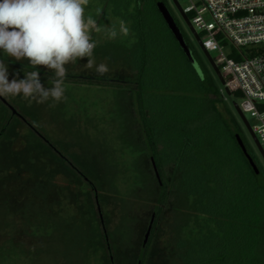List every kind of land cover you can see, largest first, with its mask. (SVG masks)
Returning a JSON list of instances; mask_svg holds the SVG:
<instances>
[{
	"label": "trees",
	"instance_id": "1",
	"mask_svg": "<svg viewBox=\"0 0 264 264\" xmlns=\"http://www.w3.org/2000/svg\"><path fill=\"white\" fill-rule=\"evenodd\" d=\"M159 2L168 6L166 0H89L85 14L102 29L115 26L118 31L121 20L131 29L129 36L118 35L114 40L107 38L106 31L93 32V39L98 36L99 41L94 57L121 61L131 76L67 75L65 80L84 79L112 86L115 91L114 104L103 121L111 124L113 136L87 138L102 151L104 178L120 205L121 216L113 234L103 229L110 263L116 264L109 236L130 246L135 234L134 207L154 203V221L165 213L170 215L179 264H264V173L258 165L260 171L256 172L241 148L236 135L243 136L221 87L203 67L171 12L202 75L197 71L159 10ZM0 60L35 70L2 51ZM39 71L54 78V74ZM232 95L239 97L240 93L233 91ZM65 96L60 113L76 114L78 111L67 109V100L73 95L67 90ZM11 112L61 156L22 114ZM89 114V105L81 104L79 115L87 118L86 123L95 126L98 134H104ZM61 157L91 181L65 155ZM144 247L140 264L148 239ZM0 264L37 263L32 255L9 244L0 247Z\"/></svg>",
	"mask_w": 264,
	"mask_h": 264
},
{
	"label": "rangeland",
	"instance_id": "2",
	"mask_svg": "<svg viewBox=\"0 0 264 264\" xmlns=\"http://www.w3.org/2000/svg\"><path fill=\"white\" fill-rule=\"evenodd\" d=\"M178 1L183 8H187L197 0ZM166 2L203 67L217 85L224 88L173 0ZM225 52H229V47L225 48ZM16 62L30 65L27 60ZM4 63L8 66L9 80L16 72H19V78H24V74L29 72ZM86 63L87 58H84L67 65L68 75L119 79L131 76L130 70L121 61L113 63L95 58L97 65L107 64L109 73L105 76H98L95 68L87 69ZM39 69L54 74L43 67ZM40 78L45 87L52 86L53 78L50 75L40 74ZM83 80L75 78L64 83L65 91L73 95L72 99L67 100V109L78 111L74 115L71 112L60 113L63 102L50 106L53 102L49 100L44 104L33 102L28 106L21 96L6 99L95 184L105 228L110 235L119 224L120 205L109 193L104 178L102 151L99 146L89 143L88 139L93 140L98 136L109 139L113 136L111 124L103 121H106L105 116L112 109L115 91L112 86ZM222 94L264 173V158L233 106L234 101L239 104L241 99ZM85 102L90 107L89 119L94 118L93 123H97L99 129L105 131L104 134H98L96 127L86 123L87 118L79 115V108ZM11 113L10 108L0 100V247L14 244L32 255L37 264H111L90 183L24 120L12 117ZM245 116L250 123H254L249 112ZM154 208V203H140L134 207L135 234L130 246L109 236L116 264H139ZM142 264H179L174 254L168 213L159 221H153Z\"/></svg>",
	"mask_w": 264,
	"mask_h": 264
},
{
	"label": "clouds",
	"instance_id": "3",
	"mask_svg": "<svg viewBox=\"0 0 264 264\" xmlns=\"http://www.w3.org/2000/svg\"><path fill=\"white\" fill-rule=\"evenodd\" d=\"M89 0H0V51L16 61L27 60L33 71L9 80L8 66L0 60V97L21 96L31 106L51 100L55 106L64 100L67 65L87 58L85 67L95 68L98 76L109 73L107 64L95 63L94 50L99 41L93 32L106 31L108 39L127 37L131 29L126 22L104 30L91 16H86ZM100 9H97V15ZM134 42V41H133ZM39 67L51 70V87L41 82ZM264 136V127L257 129Z\"/></svg>",
	"mask_w": 264,
	"mask_h": 264
},
{
	"label": "built area",
	"instance_id": "4",
	"mask_svg": "<svg viewBox=\"0 0 264 264\" xmlns=\"http://www.w3.org/2000/svg\"><path fill=\"white\" fill-rule=\"evenodd\" d=\"M183 9L224 79L221 92L240 93L239 106L253 117L264 150L257 131L264 127V0H197Z\"/></svg>",
	"mask_w": 264,
	"mask_h": 264
},
{
	"label": "water",
	"instance_id": "5",
	"mask_svg": "<svg viewBox=\"0 0 264 264\" xmlns=\"http://www.w3.org/2000/svg\"><path fill=\"white\" fill-rule=\"evenodd\" d=\"M175 6L177 7L179 13L181 14L182 18L184 19L185 23L187 24L188 28L190 29V31L192 32V34L195 36L196 40L198 41L199 45L201 46L204 54L206 55L207 59L209 60L210 64L212 65L215 73L217 74L220 82L223 84L224 83V79L218 69V67L215 65L214 63V60L211 56V54L203 47V44H202V40L201 38L199 37L198 33L196 32L195 28L193 27L189 17L187 16V14L185 13L183 7L180 5L179 1L178 0H173ZM158 7H159V10L161 11L163 17L165 18L166 22L168 23L170 29L172 30V32L175 34V36L177 37L180 45L182 46V48L184 49V51L186 52V54L188 55L190 61L193 63V65L196 67L197 71L202 75V69L198 63V61L196 60V58L194 57L193 53H192V50L190 48V46L187 44V42L185 41V38L182 34V31L180 29V27L177 25L176 21H175V18L173 17L171 11L169 10L168 6L164 3V2H159L158 4ZM227 94L228 95H231V92L227 89ZM0 99L6 103L10 108L11 110L13 111L14 114H17L21 117H23L21 115V113H19L15 107H13L5 97H0ZM233 106L236 110V112L238 113L239 117L241 118L242 122L246 125V127L248 128V130L250 131L253 139H254V142L255 144L257 145V147L259 148V150L263 153V156H264V150L256 136V134L253 132L252 128H251V125L249 124V121L247 119V117L245 116V114L243 113V111L241 110L239 104L237 102H233ZM24 118V117H23ZM236 138L241 146V148L243 149V151L247 154L251 164L253 165L254 169L256 170V172H259V168L256 164V162L254 161V159L252 158V156L250 155V153L248 152V149L242 139V137L240 136V134L237 133L236 135ZM59 152V151H58ZM61 154V156L64 157V155L59 152ZM65 158V157H64ZM88 180V179H86ZM89 181V180H88ZM89 183L91 184L93 190H94V194H95V200H96V204H97V208H98V211H99V216H100V220H101V223L103 225V229L105 231V233L107 232L106 231V228H105V223H104V219H103V215H102V211H101V206H100V202H99V197H98V193H97V189L95 188V186L92 184L91 181H89ZM154 217H155V212L153 213L152 215V219H151V224L148 228V231H147V234L145 236V241H147L148 237H149V234H150V231H151V228H152V223L154 221ZM109 249H110V246L108 245ZM140 264V262H139Z\"/></svg>",
	"mask_w": 264,
	"mask_h": 264
},
{
	"label": "flooded vegetation",
	"instance_id": "6",
	"mask_svg": "<svg viewBox=\"0 0 264 264\" xmlns=\"http://www.w3.org/2000/svg\"><path fill=\"white\" fill-rule=\"evenodd\" d=\"M249 124H250V123H249ZM244 125H245V124H244ZM245 127H246V125H245ZM246 129H247L248 133L250 134L251 138L253 139V137H252V135H251V133H250V131L248 130L247 127H246ZM241 133H242V136H243V139H244L245 145H246V147H247L249 153L253 156V158H254L255 162L257 163V165L259 166V168H261V166L258 164V161L256 160V157H255L253 151L251 150V148H250V146H249V144H248V142H247V139H246L245 134H244L242 131H241ZM253 140H254V139H253ZM256 146H257V145H256ZM257 148H258V147H257ZM258 150H259V148H258ZM259 152L261 153L262 157L264 158L263 153H262L260 150H259ZM261 170H262V168H261Z\"/></svg>",
	"mask_w": 264,
	"mask_h": 264
}]
</instances>
